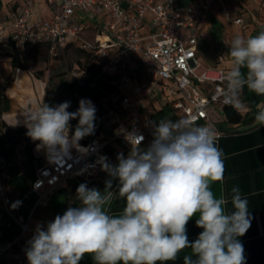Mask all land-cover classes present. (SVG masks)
<instances>
[{
	"label": "clouds",
	"instance_id": "obj_1",
	"mask_svg": "<svg viewBox=\"0 0 264 264\" xmlns=\"http://www.w3.org/2000/svg\"><path fill=\"white\" fill-rule=\"evenodd\" d=\"M227 55L232 66L222 77L226 83L218 95L223 104L245 110V87L264 96V31L236 36ZM69 107L70 102L55 107L43 102L24 114L27 135L40 141L37 149H45L54 163L95 130L96 108L90 100L81 99L75 112L67 111ZM74 119L78 124L70 137L69 122ZM254 120L258 128L264 126V107L258 108ZM152 126L154 138L146 149L140 147L142 135L127 133L125 139L132 145L127 157L118 154L115 165L106 157L99 161L102 170L119 180L118 192L125 198L122 214L110 215L105 208L111 180L105 181L103 193L80 184L79 207H69L46 229L37 226L26 251L28 264H80L85 254H91L95 264H157L176 260L185 249L191 254L184 256L183 264H246L238 237L251 226L249 199L233 186L229 212L227 197H217L210 187L223 181L225 172L217 130L198 124L195 115L161 119ZM197 214L196 225L203 231L189 242L186 225Z\"/></svg>",
	"mask_w": 264,
	"mask_h": 264
},
{
	"label": "built area",
	"instance_id": "obj_2",
	"mask_svg": "<svg viewBox=\"0 0 264 264\" xmlns=\"http://www.w3.org/2000/svg\"><path fill=\"white\" fill-rule=\"evenodd\" d=\"M44 1L53 9L50 18L30 24L38 0H21L17 10L0 20V50L6 45L7 34V40H12L16 47L45 42L53 51L71 42L96 55L101 74L114 76L112 82H117L120 89L112 97L107 120L95 136L78 142L79 147L71 148L59 163L50 161L46 153L44 162L35 168L31 181L35 199L26 218L9 210L0 181L5 209L19 227L13 239L0 242V264H7L15 256L14 249H26L37 228L29 224L32 211L47 206L53 190L74 180L106 178L108 173L99 161L106 157L111 163L107 149L112 143L120 140L132 147L125 139L127 133L142 135L141 144L153 135L150 117L149 126H143V109L153 113L166 106L171 113L167 119L172 120L195 115L198 124L209 123L219 136L221 131L212 120L210 109L216 106L219 114L224 115L228 106L218 95L225 86L222 77L227 71L221 66H207L199 71L196 55L201 22L211 7L230 17L228 0H202L187 7L180 5L179 0ZM98 12L102 13L101 20L94 17ZM233 21L242 23L243 19L235 17ZM144 27L146 32L141 30ZM87 31H92V38L83 36ZM49 222L42 227L46 229ZM22 264H28L27 256Z\"/></svg>",
	"mask_w": 264,
	"mask_h": 264
},
{
	"label": "crops",
	"instance_id": "obj_3",
	"mask_svg": "<svg viewBox=\"0 0 264 264\" xmlns=\"http://www.w3.org/2000/svg\"><path fill=\"white\" fill-rule=\"evenodd\" d=\"M202 0H179L182 6L198 5ZM47 3L44 0H38L35 10V17L39 19L50 18L53 14V9L48 5V9H43V4ZM48 4V3H47ZM230 8V17L222 15L216 7H211L199 29L197 30L196 55L200 60L198 70H202L207 66H221L228 71L232 66V59L229 55V45L236 36H243L245 38L255 36L260 31H264V0H228ZM6 10L5 14L17 10ZM44 11V12H43ZM42 17H40V16ZM96 20H101L102 13L98 12L95 16ZM241 17L242 23H235L233 19ZM146 32L147 27L141 29ZM84 37H93L92 31H87L83 34ZM8 34L4 38L6 44L0 50V67L2 64L8 65V54L10 47L8 45ZM222 56V59H219ZM246 72V69H242ZM20 71L17 73L15 81L19 76H24ZM203 87L204 84H199ZM244 98L241 100L247 105L245 110H236L241 116H246L249 111L248 98H256V105L253 109V119L241 120L240 122H228L224 115L219 114L216 106L211 107L210 115L215 125L220 129L221 133L217 136L216 145L223 153V160L225 165L223 181L213 182L210 187L214 194L219 197L224 194L229 200L228 211L233 210L231 205V189L233 186H238L241 189L243 196L249 199L248 211L252 217L251 226L249 230L242 237H238L239 241L244 246V254L246 257V264H264V126L257 127L254 116L258 108L264 107L259 105V101L264 96H256L250 92L247 87L244 88ZM161 103H157V107ZM13 104L9 111L2 114L3 119L10 127H17L19 125L26 126L25 113L14 111ZM166 111L167 117L170 116L169 109L165 106L162 108ZM158 110V109H157ZM151 109H143L141 111L143 126L148 127V119L150 117ZM145 115H147L145 122ZM200 125H209L207 122L200 123ZM153 135L148 137L140 147L147 148L153 140ZM111 153H108L111 164L118 163V154L123 153L127 157L131 147L124 142L118 140L111 144L108 148ZM6 174L5 172L3 173ZM32 172L25 173L19 169L15 164L11 166L10 174H7L10 185L18 186L16 194L10 201L11 205L19 201L18 207L14 208L22 217L28 215L33 206L35 195L31 190ZM107 180L113 179L112 188L110 191L111 197L105 205L106 210L110 215L118 216L122 214L125 207V198L121 197L118 192L119 180L112 178L107 174ZM72 182V181H71ZM78 200H71L66 202L64 194L60 189L53 190L49 194V203L47 206H40L45 214V220L41 223H36L35 227L42 226L48 221H53L57 215H63L69 207H79ZM39 207V206H38ZM37 208V207H36ZM35 208V209H36ZM199 214L193 216L186 225L187 237L189 242H194L199 234L203 231L202 228L197 227L196 220ZM191 249H185L179 253L176 260L167 262H157V264H183L185 255H190ZM195 258V257H193ZM80 264H95L91 254H85Z\"/></svg>",
	"mask_w": 264,
	"mask_h": 264
},
{
	"label": "trees",
	"instance_id": "obj_4",
	"mask_svg": "<svg viewBox=\"0 0 264 264\" xmlns=\"http://www.w3.org/2000/svg\"><path fill=\"white\" fill-rule=\"evenodd\" d=\"M20 4L21 0H14L12 2L11 9H15ZM6 16L7 14L4 15V18ZM7 43L10 47V52H6L9 58L7 64L10 72L13 74L17 69L23 73V70L29 69L34 63L38 61H46L48 53L52 52L50 50V45L45 42L35 45H25L23 47H16L14 42L10 39H8ZM72 47L82 52V58L77 60L74 64L82 78L81 80L73 79L72 81L67 82L66 89L71 96L78 93L84 99L90 100L96 108L94 133L79 140V142H86V140L95 136L99 132L109 110L112 97L120 89V87L117 82H112L114 76L101 74L100 60L96 55L71 42L66 43L64 46V48ZM0 72H2L1 67ZM16 83H22L21 76H19V78L16 80ZM8 86V83H0V162H2L0 165V173L3 174L4 172H7V174H10L11 166L16 164L14 161L15 148L22 144L23 155L25 158L24 163L26 169L29 168L32 172L31 176L33 178L35 168L44 162L42 152L44 151L45 154L47 152L43 148L37 149V145L40 144V141H34L27 135L28 128L25 125H19L13 128L10 127L3 119L2 114L9 111L11 108V98L5 93V90ZM39 90L41 92V85H39ZM245 96L247 98L245 91H243L241 97L244 98ZM248 100L250 106L245 117L241 116L240 113L233 107L226 106L225 119L231 123L240 122L244 119H253L252 114L257 99H251V97H249ZM43 102L52 107L58 106L60 104L59 98L54 93L50 94L48 89L45 91ZM26 104H28V102ZM161 119H167L166 111L164 109L155 110L150 114V123L152 124L154 121L158 122ZM69 123L70 133L72 136L78 124V119L71 120ZM37 151H39V153ZM107 152L111 153V150L107 149ZM105 181H107V178L97 179L95 181H85L83 179L74 180L66 187L61 188L60 191L64 194L66 202L69 203L71 200H77L76 190L80 184L86 183L89 188H96L101 191L105 186ZM13 186L16 188L18 187L16 185ZM9 205L16 215H20L12 207L11 203ZM18 232L19 227L16 225L14 220L3 208L0 207V242H6L13 239L18 234ZM6 263L22 264L23 260L19 259L15 261L9 258Z\"/></svg>",
	"mask_w": 264,
	"mask_h": 264
},
{
	"label": "rangeland",
	"instance_id": "obj_5",
	"mask_svg": "<svg viewBox=\"0 0 264 264\" xmlns=\"http://www.w3.org/2000/svg\"><path fill=\"white\" fill-rule=\"evenodd\" d=\"M13 1L14 0H0V20L4 18L7 9L11 10ZM37 5L38 4L36 3L34 7L36 8ZM43 9H48L47 3L43 4ZM35 11L37 12V10ZM38 19L39 18L35 17L34 13V15L30 17L29 23L32 24ZM81 58L82 52L76 48L58 47L52 52L48 53L46 61H38L34 63L29 69L24 70L25 74L24 76H22V83L20 84H17L15 81L19 69H17L13 74L10 72L8 65L2 64V78L0 80V83L5 82L9 84V86L5 90V93L11 98V105H14L13 110L25 113L26 111L35 108L38 105H42L45 91L46 89H48L50 91V94L54 93L59 98L60 104L63 102H70V107L67 109V111H77L79 108L80 100L84 98L81 97L78 93L71 96L66 89V83L72 81L73 79L81 80L82 76L74 66L75 62ZM39 85L42 86L41 92L39 90ZM27 102L28 104H26ZM259 105L264 106V98L259 101ZM106 118L105 120H107ZM146 118L147 115H145L144 117L145 122ZM37 152L39 153V151ZM42 154L45 158L46 154L44 151L42 152ZM24 159L23 146L22 144H20L15 148L14 161L23 173L27 171L30 173V169H26ZM1 164L2 162H0V165ZM5 173V175L0 173V181L5 189V197L7 199L8 208L13 214H16L9 205L10 201L16 194V188L8 183L9 178L8 176H6L7 172ZM0 207L6 211L1 194ZM7 214L9 215L8 212ZM26 217L27 215L23 218ZM44 220L45 214L42 208L39 206L32 211L31 217L29 219V224L30 226H36L34 224L41 223ZM28 247L29 243L26 244V249L22 247L21 249H14V252L12 253L15 256L11 259L15 261L19 259L23 260L26 257V251ZM22 250L24 251V253H20V251Z\"/></svg>",
	"mask_w": 264,
	"mask_h": 264
},
{
	"label": "water",
	"instance_id": "obj_6",
	"mask_svg": "<svg viewBox=\"0 0 264 264\" xmlns=\"http://www.w3.org/2000/svg\"><path fill=\"white\" fill-rule=\"evenodd\" d=\"M113 182V179H109ZM104 189H105V186L103 187V189L101 190V192L103 193L104 192Z\"/></svg>",
	"mask_w": 264,
	"mask_h": 264
}]
</instances>
